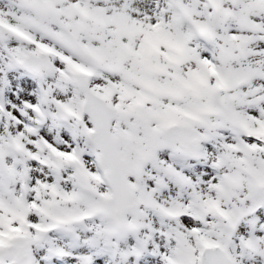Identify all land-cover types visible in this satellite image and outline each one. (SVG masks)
Segmentation results:
<instances>
[{"label": "snow or ice", "instance_id": "1", "mask_svg": "<svg viewBox=\"0 0 264 264\" xmlns=\"http://www.w3.org/2000/svg\"><path fill=\"white\" fill-rule=\"evenodd\" d=\"M0 264H264V0H0Z\"/></svg>", "mask_w": 264, "mask_h": 264}]
</instances>
